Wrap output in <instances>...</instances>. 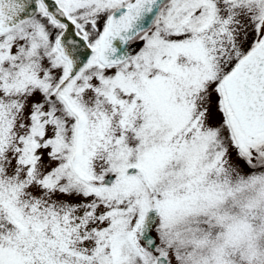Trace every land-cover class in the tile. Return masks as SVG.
<instances>
[{"label":"snow or ice","instance_id":"6c2138e0","mask_svg":"<svg viewBox=\"0 0 264 264\" xmlns=\"http://www.w3.org/2000/svg\"><path fill=\"white\" fill-rule=\"evenodd\" d=\"M0 264H264V0H0Z\"/></svg>","mask_w":264,"mask_h":264}]
</instances>
